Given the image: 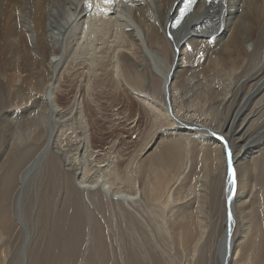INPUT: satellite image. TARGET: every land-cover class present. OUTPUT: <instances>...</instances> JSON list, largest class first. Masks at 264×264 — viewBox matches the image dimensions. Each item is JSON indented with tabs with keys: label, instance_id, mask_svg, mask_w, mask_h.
Here are the masks:
<instances>
[{
	"label": "bare ground",
	"instance_id": "6f19581e",
	"mask_svg": "<svg viewBox=\"0 0 264 264\" xmlns=\"http://www.w3.org/2000/svg\"><path fill=\"white\" fill-rule=\"evenodd\" d=\"M180 2L0 0V70L6 79L1 83L0 78V88L14 81L19 94L28 89L25 83L31 68L45 76L44 81L33 83L40 91L41 110L37 109L36 117L25 119V125L19 124L26 129L16 132L19 139L36 141L48 135L33 163L43 156L45 162L50 160V177L53 172L58 175L74 201L76 194L81 195L82 205L99 208L110 224H135L150 235L153 244L149 247L145 242H131L125 264H264V219L260 227L251 166L247 167L258 159L252 155L262 151L264 125L247 139L244 135L264 116V107H257L264 99V0H198L172 28L170 20ZM10 43L12 51L7 48ZM72 61L77 64L80 83L92 95L100 87V92L107 91L119 100L114 97L126 88L146 95L165 118L166 127L159 126L143 152L128 161L130 169L124 178L111 152L106 156L110 160L98 165L99 155L88 150L86 127L92 122L85 119L84 111L89 106L81 110L77 93L68 104L60 105L64 93L56 92L57 86L63 85L61 74ZM8 64L13 67L9 69ZM185 74L184 84L181 77ZM155 118L161 122L158 114ZM212 118L221 123L212 124ZM223 138L231 143L247 140L251 148L243 143L227 161ZM202 155L206 170L220 181L213 198L209 195L213 184L202 174L197 182H189ZM23 172L18 174L20 190ZM122 182L126 187L122 188ZM53 183L54 179L48 182ZM18 186L10 175L2 181L0 243L20 231L6 205L18 193ZM48 193L53 194L50 188ZM216 202L223 204L221 215L217 214L223 218L219 222L208 216ZM44 203L39 260L59 251L70 254V245L76 244L83 229V255L88 244L94 245L90 254L100 253L103 240L91 242L99 239L101 230L93 225L99 223L89 211L88 217L79 218V211L66 215L59 206L53 210L50 200ZM25 258L35 264L32 247H27ZM101 259L100 255L83 257L80 264H100Z\"/></svg>",
	"mask_w": 264,
	"mask_h": 264
},
{
	"label": "rangeland",
	"instance_id": "374dc122",
	"mask_svg": "<svg viewBox=\"0 0 264 264\" xmlns=\"http://www.w3.org/2000/svg\"><path fill=\"white\" fill-rule=\"evenodd\" d=\"M208 5L209 4H207V6ZM7 48L12 51L13 46L11 43ZM7 67L10 69L13 67V64H8ZM76 67L77 64L72 61L61 74L60 81L63 85L60 86V83H58L56 91L64 93V96L60 99V105L65 106L68 104L75 96L73 94L77 93L75 97L78 99V106L81 110L83 111L86 106H89L90 109L84 111L86 114L85 119H88L90 123L92 122L90 126L86 127L87 135H90L88 150L92 151L94 156L99 155L98 157L100 158L98 159V165L107 163V161L110 160L109 157H106L108 156L107 152H111L110 156H112V160L115 163V165L113 163L112 165H118L121 177L124 178L126 172L130 169L127 168L129 167L128 161L130 159L132 160L133 157L139 156V154L143 152V149L146 148L147 141L151 135H154L157 132L159 126H161V128L166 127L164 122L165 118L162 117L161 113L151 105V101L146 99V95L139 94L140 96H138L131 91H127L126 88L117 92L122 94H117V96L114 97L120 98L119 100H113L107 91L100 92V87L98 88V94L92 95L87 86H84V82L82 84L80 83L82 78L78 77V70ZM9 69L7 71L8 74L12 72H9ZM28 74L30 76L25 83L27 84L28 89L21 91L20 94L15 91L16 87L14 86V81H11L8 88L4 90L0 88V163L4 161L0 164L2 167L0 169V191L3 189L1 187L4 178L7 179L10 175L12 179L17 181L18 186V176L23 170V173H25L22 189L20 190L21 185H19L18 188H16L18 189V193H14L6 202V205H8L7 214L8 216L12 215V218L17 222L20 231L12 234L10 237L11 239L7 237L10 240L6 242L2 241L0 243V264H23V262L24 264H29L30 260L27 262L25 261L26 258L24 259L27 247H32L35 252V264H80V260H82L83 257H91L92 259L97 258L98 255L102 257L100 264H125L126 254L129 251L131 242H134L135 244L145 242V245L149 247V245L153 244L150 235H146L145 230L138 228L135 224H127L120 221L121 219H119V223L113 222L114 224H110L109 220L103 219L104 212L99 208H93V205L89 204L90 209H88L85 204L82 205L84 202L81 201L83 199V196L81 195L79 196L76 194L77 201H74L73 195H69L67 191L63 189V182L58 175L56 177L53 172V177H50L52 174H50L51 170L49 169L51 167L53 168V166L51 163H48L50 160L45 162V156L41 157L39 162L33 163L36 158L34 157L35 154L48 139V135L40 141H36L32 138L19 139L20 133L16 132V130L26 129V127L19 124L25 125L26 123L22 122H25L29 118L36 117L37 109H40V91L36 89V85L33 86V83L35 82V84H37L39 81H44L45 78L44 75L38 74L36 69L33 68L29 70ZM2 75L3 70H0L1 83L6 80L1 77ZM185 77L186 74L181 77V81L184 84L186 83ZM106 90H108V87H106ZM257 107L259 109L264 107V99L261 98ZM246 113L247 112L243 113L241 118L245 116ZM156 114H158V119H161L160 123L155 122V120L158 121L157 118H155ZM3 118H7L5 119L6 121L3 120ZM212 120L213 118L211 119V122ZM213 122L212 124L214 125L221 123L220 121ZM263 125L264 116L255 121L254 124L250 125V128L244 132L245 138L247 139L250 133ZM262 134H264V132ZM234 135L238 136L239 134L235 133ZM226 139L223 138L221 141H223L225 145L224 148L227 161L230 160L232 155L238 152V147L240 148L242 145H247L249 143V148H251L252 143L246 142L247 140L244 142V140L240 139L231 143L229 138ZM255 156H258V159L253 165H247V167L251 166L252 180L250 183L254 186L253 194L255 195L254 197H256L254 199L255 211L261 227L263 226L264 219V145L262 146L261 152L252 155V157ZM201 158L198 159V163L200 164H196L189 182H193V180H196L195 182H197L199 180L198 175L202 174L204 178L208 180L209 185L213 184L209 190L210 198H213V192L215 188L220 185V181H218L214 173H209L206 170V163L203 161V155ZM211 161H209V164L212 163ZM27 162L29 163L27 164ZM21 164L28 165V169H23ZM256 164L257 166L255 167ZM53 165L55 172L58 174L59 170L57 165L55 163ZM49 166L51 167L49 168ZM100 167L102 169L104 168L102 166ZM51 179H54L55 183L57 182L58 184H48ZM124 185L125 182H122V188H124ZM75 186L79 187L78 184ZM48 188L51 189V192L53 193L52 195L48 193ZM47 199L54 203L53 210H56L59 206L63 209L64 214L66 212V215L73 212L77 213V211L80 212L78 214L79 218L88 217V211L93 215L99 223L93 225L98 226L101 231L99 232V239L91 243H98L100 239L104 242L103 249L99 254H90V252L92 253V250H94V245L89 246L88 244L86 256L83 255L82 251L86 242L85 239H83L85 238L84 231L86 230L83 229L76 240V244H73L75 247L70 245V254H61L59 251L60 253L55 252L56 254H50L48 258L46 257L39 260L37 250L39 249L42 240L39 231V224H41L42 221V219L40 220L41 212L43 206L45 208L44 202H46ZM206 206L207 210L208 203ZM222 211L223 204L216 202L215 207L213 206L211 208L208 216L213 221H222L223 218L219 219L217 217V214L221 215ZM236 222L237 224H240L239 219ZM56 224L57 223L55 222L53 225L56 226ZM222 224H224V222ZM28 225L30 228H28ZM36 225L38 226V230ZM209 225L213 226L214 224ZM83 226L85 228L86 224H83ZM214 226L217 227L216 225ZM226 227L227 225H225L224 230ZM65 229L64 231H66ZM36 230L38 234H40L39 236L36 234ZM261 233V236H263L262 239H264V233L262 230ZM3 245H8L9 248L7 247L4 249ZM142 262H144V259H142Z\"/></svg>",
	"mask_w": 264,
	"mask_h": 264
},
{
	"label": "snow or ice",
	"instance_id": "6c2138e0",
	"mask_svg": "<svg viewBox=\"0 0 264 264\" xmlns=\"http://www.w3.org/2000/svg\"><path fill=\"white\" fill-rule=\"evenodd\" d=\"M106 2H108V0H106ZM192 3V0H185V6L184 8L181 10V17L184 15V13L190 8ZM180 22L179 18L177 19V24ZM230 171V175H231V168L229 169ZM231 183H235L234 179L230 181ZM231 199V198H229Z\"/></svg>",
	"mask_w": 264,
	"mask_h": 264
}]
</instances>
